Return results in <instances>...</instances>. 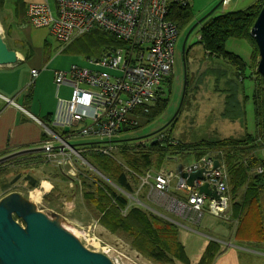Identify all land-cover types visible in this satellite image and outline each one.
Masks as SVG:
<instances>
[{
  "label": "rangeland",
  "instance_id": "1",
  "mask_svg": "<svg viewBox=\"0 0 264 264\" xmlns=\"http://www.w3.org/2000/svg\"><path fill=\"white\" fill-rule=\"evenodd\" d=\"M17 1L21 4V0H11V4L17 7ZM28 1V0H23ZM40 1V0H29ZM55 6V0H49ZM221 0H190V11L192 13L191 20L180 29L179 40L176 48L175 65L172 73V93L170 104L167 110L148 123H143L139 128L124 132L127 139L146 140L148 138H156L160 129L163 127L172 129V136L176 139L187 141H198L202 138H217L229 136H242L247 131L255 133L256 128V110L253 100V94L256 85L262 84L261 76L258 74L257 66L260 60L258 54L253 60V47L248 39L229 38L226 42V48L240 54L245 61L252 65V70L247 65L246 72L251 75L244 78L243 86L247 98L244 99V93L241 91V81H239V92L242 93V100L245 106V118L230 119L223 114L226 112V94L227 81L237 79L236 68L227 62L224 58L208 56L199 40V30L201 23H197L204 15L213 10V15L221 14L230 10L244 9L258 0H232L229 4L220 3ZM3 14H8L6 7L3 8ZM18 19L12 21L11 33L8 27L3 25L0 19V31L10 49H18L25 56V61L18 62L20 68L27 70L36 68L40 70L35 83L32 82L30 88L29 102L35 107H42L45 110L43 116L49 121L46 124L52 126L54 131L63 134V129L54 126L53 120L56 115L59 99H68L72 94V87L62 85L57 91L54 81V69H69L73 64L81 66H91L87 60L88 57L94 55L93 49L87 45L88 36L80 35L70 43L59 41L48 28L35 27L30 24L27 19H23L21 8H18ZM22 19V21H21ZM20 21L18 24L17 21ZM197 23V24H196ZM192 28L188 39V51L183 49V43L187 33ZM252 62V63H251ZM187 77V78H186ZM34 81V80H33ZM185 81L187 82L185 85ZM238 82V79H237ZM260 82V83H259ZM167 88V86H165ZM185 89V93H184ZM184 93V98L182 100ZM183 101V103H182ZM46 113H51L46 115ZM177 116V117H176ZM86 137L73 136L69 141L73 144L88 142ZM264 155V145L260 149ZM86 151L85 153H87ZM43 163L38 167H25L10 165L7 173L0 176V187L3 191L0 199L11 192H20L24 196L31 198L32 191L39 189L44 180H48L53 186L49 190L43 188L42 198L37 203L38 208L49 215L59 213L64 217V226L75 233L83 243L90 249L106 252L115 262V264H183L179 261L174 263H163L149 259L148 257L137 251L130 242V237L120 231L113 232L106 227L101 216L92 203H89L85 197V180L89 184V188L93 191L100 183L112 184L114 181L110 176L103 179L94 170L80 165L77 161L74 165L77 168L76 180L71 181L68 174L53 165L46 162L45 157L41 153ZM215 155V154H212ZM92 160V159H91ZM90 160V162H91ZM191 156L180 155L176 160L165 159L162 164L157 167L148 169L166 168L179 172V165L190 163ZM120 163L125 161L119 159ZM92 163V162H91ZM93 164V163H92ZM96 166V165H95ZM127 167L126 164H124ZM129 167V166H128ZM131 168V167H130ZM104 173V172H103ZM105 174V173H104ZM26 175H33L39 180L36 187H31V183L26 180ZM69 176V177H68ZM131 185L137 187V179L127 176ZM16 178V179H15ZM15 179V180H14ZM115 182V181H114ZM116 183V182H115ZM116 188V187H115ZM230 188L231 200L227 211L221 215H212L205 213L201 223L186 222L187 220L180 215L174 214L163 205L164 199H160L155 203L152 199H147L144 195L141 200L146 206L140 203H129V207L138 206L148 213H157L158 215L170 220L171 218L179 227V235L182 240L186 252L191 260V264H196L201 255V248L209 241L210 234L215 238L232 240L233 244L241 246L239 242L244 240L243 235L239 238L235 231L238 228V221L234 217L233 192ZM117 189V188H116ZM118 190V189H117ZM119 191V190H118ZM172 196L182 195L176 189L170 191ZM52 195V196H50ZM70 198V199H69ZM128 198V197H127ZM130 201L131 199L128 198ZM157 200V198L155 199ZM158 202V200H157ZM149 205V206H147ZM127 207L122 209V214L126 215ZM169 217V218H168ZM188 225V226H186ZM197 230H203L207 235H199L191 230L190 226ZM206 226L207 228H204ZM253 244L257 250H264V238H253ZM205 247V246H204ZM225 247V244H224ZM222 248V246H221ZM259 260H255L258 262ZM247 264V260L244 259Z\"/></svg>",
  "mask_w": 264,
  "mask_h": 264
},
{
  "label": "built area",
  "instance_id": "2",
  "mask_svg": "<svg viewBox=\"0 0 264 264\" xmlns=\"http://www.w3.org/2000/svg\"><path fill=\"white\" fill-rule=\"evenodd\" d=\"M221 1L227 5L232 0ZM189 5L190 0H55V6L46 0L27 5V21L35 27L48 28L61 42L70 43L96 28L125 42L106 49L99 56L88 57L91 66L73 64L66 70L54 69L57 91L66 85L72 87V94L68 99H59L52 124L54 128L61 127L63 134L30 115L47 134L41 147L46 162L62 169L72 182L76 180L74 164L77 161L103 179L109 178L90 162L85 152L92 150L116 156L119 145L128 140L124 132L143 124L145 113L155 104L175 65L180 29L170 18V12L175 6ZM39 72L33 69L32 78ZM0 98L21 108L13 98L2 94ZM65 127L69 130L65 131ZM73 136L94 140L73 144L69 141ZM164 137L158 133L156 138L152 136L144 143ZM216 160H219L218 166ZM200 169H203V178L190 186L183 174ZM123 171L126 176L137 179V187L131 185L132 189L128 191L114 181L112 184L131 199L129 203L139 202V205L146 206L138 197L141 195L158 204L164 199L163 205L168 211L180 215L186 222L199 224L205 213L221 215L229 207V174L226 164L216 153L181 165L178 173L166 168L140 172L128 166H123ZM258 171L262 172V169ZM204 183L216 190L219 197L201 192L199 187ZM172 189L182 195L172 196ZM128 208L129 204L126 211Z\"/></svg>",
  "mask_w": 264,
  "mask_h": 264
},
{
  "label": "trees",
  "instance_id": "3",
  "mask_svg": "<svg viewBox=\"0 0 264 264\" xmlns=\"http://www.w3.org/2000/svg\"><path fill=\"white\" fill-rule=\"evenodd\" d=\"M264 0H258L254 4L238 10H230L221 14L208 15L201 23L199 40L208 56L224 58L234 68L238 79L227 81L226 112L223 114L230 119L245 118V106L243 100L247 98L244 88V99L238 97L239 84L244 78L250 77L246 69L249 65L238 53L228 50L226 42L229 38L248 39L253 47V60L259 54L258 47L251 34V29L260 13ZM189 6H175L170 12V18L181 29L191 20L192 13ZM27 8V5H26ZM25 8V17H26ZM191 29V27L189 28ZM87 45L99 56L106 49L118 47L125 42L116 35L102 29H94L86 33ZM185 53L189 48L184 49ZM252 63V62H251ZM252 70V65H249ZM259 74V73H258ZM260 75V74H259ZM261 76V75H260ZM173 77L167 79L163 91L158 96L155 104L144 115L145 123L153 121L162 115L168 108L172 93ZM262 80V78H261ZM239 81H241L239 83ZM260 83V82H259ZM243 87V83L241 84ZM264 91L262 84L256 85L253 100L256 110L255 133L246 132L242 136H229L217 138H202L198 141L176 139L172 136V129L163 127L159 133L165 137L157 142L144 143L141 139L123 140L119 145L116 156H108L88 150L85 156L91 160L107 176H110L117 185L130 191L132 186L123 171L126 164L137 171H145L151 167H159L165 159H177L180 155L191 156L192 159L216 153V156L226 164L229 183L233 192L234 217L238 221L235 233L244 240L239 242L242 246L256 248L253 244L257 237L264 238V155L261 148L264 145ZM46 121H49L46 119ZM45 135V134H44ZM175 140V141H174ZM125 161L119 162V159ZM39 156H17L0 163V176L7 173L10 165L32 167L43 163ZM261 168L262 172L258 169ZM26 180L31 187H36L39 180L33 175H26ZM16 179V178H15ZM14 179V180H15ZM87 184V185H86ZM85 180V197L89 203L96 206L102 214L101 221L113 232H124L130 237L132 246L144 256L157 262L191 264L185 246L180 239L179 227L164 217L148 213L138 206L128 208L126 215L122 209L129 204L128 198L109 184L100 183L93 191ZM92 185V184H91ZM52 196V195H50ZM219 241L210 239L205 250L196 264H212L221 250ZM260 250V249H259Z\"/></svg>",
  "mask_w": 264,
  "mask_h": 264
},
{
  "label": "water",
  "instance_id": "4",
  "mask_svg": "<svg viewBox=\"0 0 264 264\" xmlns=\"http://www.w3.org/2000/svg\"><path fill=\"white\" fill-rule=\"evenodd\" d=\"M213 10L197 23H201ZM192 29L193 27L185 37L183 49L186 48ZM251 34L260 55L257 71L261 75L264 91V4ZM17 61V52L8 47L0 31V65L14 64ZM186 83L185 81V85ZM68 130L69 128L65 127V131ZM34 151H42V148L20 150L1 157L0 162ZM215 165H219V160L215 161ZM183 176L187 178L188 184L193 186L195 180L203 178V169L184 173ZM199 188L201 192L219 197L208 183L202 184ZM64 220L59 213L49 215L40 210L37 203L20 192L4 195L0 199V264H115L107 253L87 247L75 233L64 226Z\"/></svg>",
  "mask_w": 264,
  "mask_h": 264
},
{
  "label": "crops",
  "instance_id": "5",
  "mask_svg": "<svg viewBox=\"0 0 264 264\" xmlns=\"http://www.w3.org/2000/svg\"><path fill=\"white\" fill-rule=\"evenodd\" d=\"M10 1L11 0H0V19L2 20L4 27L7 26L8 30H10L11 33V27L13 23L12 21L19 18V15L17 13L19 6L21 8L23 19H26V5L31 2H44L46 0H21V4H19V2L17 1V7L15 6V4L10 5ZM5 7L9 12L8 14H3L2 10ZM19 22L20 21L18 20L17 23L20 24ZM13 50H15L18 54L17 63L0 65V94L13 98L22 109L15 105L8 104L2 98H0V158L23 149L42 147L44 140L47 137L44 128L30 116L34 115L40 118L42 121L46 122V118L45 116H43L45 110H43L42 107H35V105L28 100L31 94V82L34 80L33 83H35L36 81L32 78L31 71L36 68H30V70L20 68L18 62L25 61V56L21 53L20 50L14 48ZM238 97H242V93L240 95L239 92ZM240 100L242 101V98H240ZM50 114L51 113H46V115ZM143 123H145V121H143ZM42 152L43 151H34L26 154H20L18 156H42ZM12 158H9L5 161H8ZM38 166L39 165H35L32 166V168H36ZM180 166L181 164L178 167ZM51 186H53L52 183ZM2 193L3 191L0 187V196L2 195ZM204 228L207 227L204 226ZM187 229L195 233H199V235H203L201 232H203L204 235H207L203 230L199 231L192 226ZM210 235L211 236L209 240L214 239L222 244V248L212 264H245L244 259L247 260V264H264V250H257L256 248L246 247L242 245L237 246L236 244L232 243L233 239L226 241L225 239L215 238L212 234ZM207 244L208 241L205 242L204 246L206 247ZM204 246H202L201 248L200 257L205 250ZM255 260L259 261L255 262Z\"/></svg>",
  "mask_w": 264,
  "mask_h": 264
},
{
  "label": "bare ground",
  "instance_id": "6",
  "mask_svg": "<svg viewBox=\"0 0 264 264\" xmlns=\"http://www.w3.org/2000/svg\"><path fill=\"white\" fill-rule=\"evenodd\" d=\"M43 188L49 190L51 188V183L44 180L42 186L39 189L32 191L31 198L35 201H38L42 198Z\"/></svg>",
  "mask_w": 264,
  "mask_h": 264
},
{
  "label": "flooded vegetation",
  "instance_id": "7",
  "mask_svg": "<svg viewBox=\"0 0 264 264\" xmlns=\"http://www.w3.org/2000/svg\"><path fill=\"white\" fill-rule=\"evenodd\" d=\"M202 22H203V21H202ZM202 22H201V23H202Z\"/></svg>",
  "mask_w": 264,
  "mask_h": 264
}]
</instances>
